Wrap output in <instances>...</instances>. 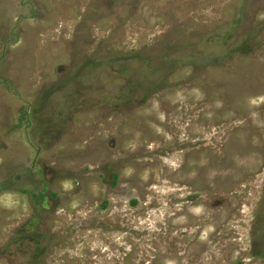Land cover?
Listing matches in <instances>:
<instances>
[{
    "label": "rangeland",
    "instance_id": "obj_1",
    "mask_svg": "<svg viewBox=\"0 0 264 264\" xmlns=\"http://www.w3.org/2000/svg\"><path fill=\"white\" fill-rule=\"evenodd\" d=\"M0 264H264V0H0Z\"/></svg>",
    "mask_w": 264,
    "mask_h": 264
},
{
    "label": "trees",
    "instance_id": "obj_2",
    "mask_svg": "<svg viewBox=\"0 0 264 264\" xmlns=\"http://www.w3.org/2000/svg\"><path fill=\"white\" fill-rule=\"evenodd\" d=\"M40 195H42V193H40Z\"/></svg>",
    "mask_w": 264,
    "mask_h": 264
}]
</instances>
